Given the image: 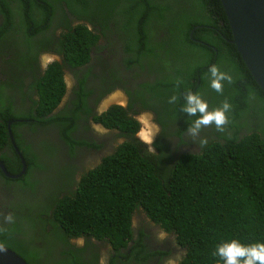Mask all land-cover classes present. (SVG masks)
<instances>
[{
  "label": "trees",
  "instance_id": "1",
  "mask_svg": "<svg viewBox=\"0 0 264 264\" xmlns=\"http://www.w3.org/2000/svg\"><path fill=\"white\" fill-rule=\"evenodd\" d=\"M55 1L0 0L2 69L5 72L4 65L10 58H20L16 43L23 46L21 58L30 60L23 68L29 70L37 95L27 113L14 112L10 99L0 107V160L10 174L22 169L7 137V121L13 119L9 128L25 165L21 179L9 178L0 169V183L7 188L5 194L0 192V245L28 264H43L41 247L36 249L26 241V248L21 249L16 239L22 233L34 240L31 233L39 230L46 245L50 246L48 235L53 233L61 243L59 254L71 256L59 263L54 257L56 262L50 264H97L98 247H106L108 264H116L130 259L131 251L127 254L123 248L132 250L128 245L132 218L143 214L175 234L176 243L184 249L175 264H224L213 255L222 242L238 239L246 245L264 243V92L229 42L231 33L220 1L115 0L97 7L88 1L77 5L75 0H59L66 1L71 12L87 19L93 29L77 23L58 36L40 35L44 46L33 45L36 35L48 29ZM96 26L102 28L98 34L104 36L103 44L97 43ZM113 34L123 39L120 47L108 40ZM90 48L103 52L94 60L99 69L107 70L117 63L122 70L112 81L105 80L97 94L120 87L129 96L126 107L114 104L96 114L92 106L96 100L89 98L92 91L85 88L83 79L78 80L79 90L71 108L56 107L64 92L63 69L72 71L85 64ZM44 51L59 59L48 62L40 71L38 58ZM213 65L233 76L232 84L224 83L223 94L208 88V70ZM145 67L150 78L142 81ZM118 78L125 81L124 88L115 83ZM178 79L182 81L179 86ZM40 85H46L41 93ZM189 90L200 94L210 111L221 107L225 99L231 111L223 132L214 125L202 130L197 138L199 153L181 154L165 141H170L168 131L172 128L180 137L198 118L181 110ZM172 96L178 98L174 104L169 103ZM132 103L139 110L130 113ZM148 108L157 115L154 120L160 128L151 144L153 151L135 136L139 127L133 116ZM86 116L116 129L123 141L97 165L86 167L85 160L81 162L85 172L75 189L59 197L55 187L43 203L32 202L36 205L24 210L13 189L17 182L24 185L22 188H30L33 182L26 180L28 174L38 186L35 173L43 164L29 141L32 135L21 127L51 126L67 147L87 146L98 151L102 143L76 139L71 133L75 121ZM18 118L30 120L18 122ZM167 132L168 137L164 136ZM201 138L208 143L201 146ZM72 147L68 152H74ZM8 214L12 222L5 221ZM45 226L50 229L45 231ZM136 236L137 252L145 255L140 244L142 235L138 232ZM67 237H82L83 245L76 246ZM154 253L163 255L162 251L151 250L145 256L135 255V259L147 258L144 264H152Z\"/></svg>",
  "mask_w": 264,
  "mask_h": 264
},
{
  "label": "rangeland",
  "instance_id": "2",
  "mask_svg": "<svg viewBox=\"0 0 264 264\" xmlns=\"http://www.w3.org/2000/svg\"><path fill=\"white\" fill-rule=\"evenodd\" d=\"M98 38H97V42H100V38L99 39ZM39 43H40V37H37L33 40V45L37 46L39 45ZM16 44H17L16 53L19 54L20 58H10L9 60H7L6 64L4 65L5 72L2 69V62L0 61V81H2V84L0 85V94L12 97L13 98L12 99L13 100V107H12L13 111L18 112V113H23V112H26L28 103L25 99V94H21L22 89L25 87V92L27 94H30V93L34 94V92L27 88L29 87L27 85L30 82L29 81V70L25 71L23 68V66L29 65L30 60L26 57L21 58L25 49L23 46L18 45V43ZM40 56L43 58L44 62L46 61V63L52 60L59 59V57L55 55L47 56V55L40 54ZM45 56L51 57L50 60H48L49 58H45ZM1 58L2 57L0 56V59ZM109 62H112V61H109ZM46 63H44L42 67H44ZM93 64H94V68L89 77L88 84L93 87V92L95 93L94 95H96L102 90L105 80L112 81L113 78L117 76L118 69L120 68L119 65L117 67L116 65L111 66L110 64H106L108 68L110 66L111 67L107 70H101L97 67V62L96 61L94 62V55H91L89 64L85 66H81L79 69L73 70V71H70V69H65V68L63 69L64 72H63L62 77H63L64 83L66 85V89L68 90V92L71 89H73L75 86V79H73L69 75V72L84 73V70L92 68ZM123 82L124 80L122 78H118L115 80L116 84H122ZM21 84H25V86H22L20 89H16ZM29 85L31 87L32 84H29ZM209 87H210V83L208 84V88ZM33 89L35 90L34 86H33ZM45 89H46V85L39 86L40 93ZM117 104L123 105V102L117 103ZM1 106L2 105H0V107ZM144 114L148 115L151 121L154 117H157L155 113L151 114V113H146V112L141 113L138 117L141 118L142 115ZM18 119L21 120L23 118H18ZM146 128L149 130L148 126ZM94 130L95 132L99 134V136H97V138L91 137V139L103 143L104 146L96 152H94L92 148H86V147H83V149L85 150L76 149L75 152L77 153V155L75 156L76 158H73L72 161H69L64 158V153L68 151L67 145L66 144L63 145L61 143L60 139L58 138L59 135L57 131H55L54 129L48 128L45 134L43 135V137H36L32 139L38 159L42 162L43 168L39 171H36V169H34V171H36L35 175H36V181H38V186L36 185V182L34 181L35 179L32 178L31 175L29 176L28 174L26 179L27 181L28 180L32 181L33 185L30 188L29 187L22 188L21 186H16L13 189V191L15 190L16 192H18V194L16 195V201L19 203V205L24 210H27L28 209L27 207L30 205L32 206L36 205L32 202L43 203L49 196V193L55 187L63 186L68 178V175L73 170V167H74L73 163H75L76 165H79L81 162H83L85 159H87L88 157L92 155V156L97 157L91 163L95 165L99 162V160L101 159L103 155L109 154V152L112 150L111 147L116 146V143H114L113 140L108 136V133L110 132V130H104L99 127H95ZM158 130H159V127L152 121V132H151L152 137H151V140L149 139L147 141L149 144L148 148L150 151H153L151 144L156 140L155 137L157 135ZM175 130L176 129L173 130V128L171 129L172 138H169L170 141H165L166 144H168L170 147L173 148V151H176L175 146L177 147V149L180 151L181 154L194 153V152L199 151V144L197 141L198 137L194 140L191 136L188 135V130L182 133L180 137H177L174 134ZM144 131H146V129H144ZM144 133L146 134L147 132H144ZM120 142L121 141H118V143ZM0 192L1 193L4 192V189L1 186H0ZM151 222L152 221H150L146 217L144 218V217L134 216L132 219V226L135 232L137 228H142L145 230V232L148 234L147 239L152 243L150 247L160 248L161 250L171 249L172 238L175 240L174 234L171 232H165V231H163L162 234H160L159 230L155 229V226ZM37 232H35L36 239L38 241H41L43 238V234L39 230H37ZM53 236H54L53 233H49L48 235V237H53ZM177 252L180 253V257H181L184 254V249L180 250L176 247H175V250L172 249L171 253L166 256V259L170 260V261L168 260L169 261L168 264H175ZM39 255L45 257L43 258L44 261L49 260L50 261L49 264H50L51 260H54L55 251H53L52 248L50 247L47 249L40 250ZM57 256H59V254ZM57 256L55 257V259L59 263L61 259H59V257ZM45 263H48V262H45Z\"/></svg>",
  "mask_w": 264,
  "mask_h": 264
},
{
  "label": "clouds",
  "instance_id": "3",
  "mask_svg": "<svg viewBox=\"0 0 264 264\" xmlns=\"http://www.w3.org/2000/svg\"><path fill=\"white\" fill-rule=\"evenodd\" d=\"M112 1H115V0H90V4L93 5V6H97V7H101V6H105L108 2V4ZM63 13V12H62ZM77 16V15H76ZM79 19L77 20L78 22L77 23H85L87 28L92 30L93 27L92 25L89 23V21L85 18H81L79 16H77ZM112 25H109V27H111ZM97 27L100 28V30L102 29L101 26H96L95 27V31L99 37V34H98V30H97ZM103 36V35H102ZM104 37V36H103ZM111 38V37H110ZM109 40V39H108ZM110 41V40H109ZM101 40L100 42H97L99 44H101ZM113 43V42H111ZM103 44V43H102ZM114 45H117L120 47V44H116V43H113ZM91 49V48H90ZM89 49V50H90ZM93 51L92 54H89V59L88 61L81 65V66H85L87 64H89V61H90V58H91V55H94V60H95V56H98L100 58V56H102V53H96L93 49H91ZM42 55H47V56H57L56 54H52V53H48L46 51L40 53ZM39 54V63H40V71H42L44 69L43 64L46 63V61L44 62L43 58L40 56ZM45 56V58H49L48 60H50L51 57H47ZM50 62V61H49ZM47 64V63H46ZM116 66L118 67V64L115 63ZM81 66H77V67H73V70H77L79 69ZM94 67L90 68L89 69H85L84 70V73H76V72H69V75L75 79V86L73 89H71L69 92L68 90L66 89V85L64 83V80H63V77H62V81H63V84H64V92L62 94V97L59 101V103L57 104L56 107H59L67 98H71L70 100V103H72V100L73 99H76L77 98V92L79 90V87H78V80H81L83 79L84 81V85H85V88L87 90H91L92 92L89 94V98H93L94 100H98L97 102V105H96V109L94 110L96 114H99L100 112H103L104 110H106L107 108H109L110 106L114 105V104H117V103H121L123 102V105L121 104H117V105H120L122 107H125V102H126V99H127V103H128V100H129V96L124 92V90L120 87H113L112 89H110L108 92H106L105 94H101V95H94L95 93L93 92V87L91 85L88 84V81H89V77L92 73V70H93ZM72 70V71H73ZM119 71L122 72L121 70V67L118 69ZM208 78L210 80V87L217 93H220V94H223V91H224V83L227 82L228 84H232L234 82L233 80V76L229 73V72H225V71H221L220 68L217 66V65H213L209 68L208 70ZM29 84L32 83V77L29 75ZM182 81H180L179 79L176 81V84L177 86H179V84L181 83ZM124 83L125 81L122 83V84H118V85H121L123 88H124ZM27 85L29 87H27L28 89H30L31 91L34 92V94L30 93V94H27L25 92V87L22 89V92L21 94H25V99L28 100L29 104L27 105V110L26 112L24 113H27L31 110L32 108V102L34 100H37V95H36V91L33 89V86L30 87V85ZM22 86H25V84H21L19 85L16 89H20ZM111 92V93H110ZM108 94V95H107ZM118 94L120 96V98H118L119 100L116 101L114 100V96ZM125 95V96H124ZM102 96V97H101ZM126 97V98H125ZM7 99H10L12 101V105L11 107H13V98L10 97V96H7V95H2L0 94V105H5L6 103V100ZM103 99V100H102ZM178 100V98L176 96H172L170 99H169V103H176ZM184 100H185V103L184 105L181 107V110L183 113H186L188 114L189 117H198L196 118L191 126L188 128V135L191 136L194 140L199 137L202 129L204 128H208V127H211V126H215L216 130L217 131H220V132H223L225 130V125L228 124L229 120H228V115L227 113L231 111V104L228 102L227 99H225L222 103V106L221 107H218V108H215L213 110H209V105L207 103V101H205L202 96L198 93H193L192 91H187L184 95ZM132 106H134V103L131 104ZM55 107V108H56ZM54 108V109H55ZM151 113L153 114V112L151 110H146V111H141L138 115L136 116H133L137 122H138V130L135 134V136L140 140L142 141L143 143H145L147 146L149 145L148 144V140L150 139L151 140V137L150 136L149 138H145L142 134L144 132H148V129H146V127L141 123V120H144L143 116H145V118L149 121V124L151 125V129H152V121L159 127L158 123L155 122V117L152 119V121L150 120L149 116L144 114L142 115L141 118H139L138 116L141 114V113ZM91 117V116H90ZM30 120V119H28ZM92 122L95 123V124H91V125H88L87 123H81L79 124V128L78 129H81L83 131H87V130H91V129H94L95 127H99V128H102L104 130H110V132L108 133V136L113 140L114 143H116V145L120 144L122 141H123V136H120V133H118V131L116 129H113V128H106L104 126H102L101 124H99L98 122H95L92 118H91ZM13 119L11 120H8V122H10L8 125H6V129H9L10 133H11V130L9 128L10 124L12 123ZM18 122H22V121H25V119H21V120H17ZM27 121V120H26ZM45 127V126H44ZM48 128H51V126H47ZM22 129L26 128V127H21ZM18 129V128H17ZM144 129H146V131H144ZM20 130V129H19ZM95 132V130H94ZM152 132V130H151ZM160 132V128L157 132V134ZM168 132H171V131H168ZM168 132L164 134V136L168 137ZM7 134H8V131H7ZM87 134V133H86ZM11 136H12V133H11ZM97 136H99V134L97 132H95V136H90V135H86L85 137H82L84 139H89L91 137H95L97 138ZM119 137V138H116V137ZM8 139H9V136H7ZM157 137V135H156ZM155 137V139H156ZM58 138H60V136H58ZM169 138H172V136H170ZM12 139H13V142H14V138L12 136ZM61 139V138H60ZM79 139V138H77ZM181 139V138H180ZM32 140V139H31ZM31 140H29L31 142ZM62 140V139H61ZM182 140V139H181ZM96 141V140H95ZM118 141H121L120 143H118ZM64 142V141H63ZM97 143L99 141H96ZM9 143L11 145V147L13 148V150L15 151L14 147L12 146L10 140H9ZM65 143V142H64ZM101 143V142H100ZM118 143V144H117ZM199 143L201 146H204L208 143L207 139L206 138H201L199 140ZM66 144V143H65ZM103 144V143H102ZM15 145V143H14ZM104 145V144H103ZM73 146V147H72ZM72 146H69L67 147V150L70 149V147H72V151H74L73 153V158H76L75 156L77 155V153L75 152L76 149H79L77 148L76 145H72ZM16 147V145H15ZM74 147H76V149H73ZM17 148V147H16ZM34 148V147H33ZM86 148H90V147H87ZM102 148V147H101ZM100 148V149H101ZM113 147H111V149H113ZM82 150H85L83 148H80ZM18 150V149H17ZM92 150L94 151H97L95 149L92 148ZM19 152V151H18ZM68 151H66L64 153V158L66 159V154H67ZM16 153V151H15ZM20 153V152H19ZM17 154V153H16ZM97 158V157H96ZM1 164L3 165L2 161L0 160ZM74 164V167H73V170L72 172L68 175V178L66 180V182L64 183L63 186L61 187H69V190L72 191L73 189H75L76 187V183L79 181L80 179V176L85 172V171H82V167L81 165H76L75 163ZM97 165V164H95ZM4 168V166H3ZM1 169V168H0ZM2 170V169H1ZM4 171L6 172L7 175H16L17 173H14V174H10L8 173L5 168H4ZM20 172V171H19ZM18 172V173H19ZM4 173V172H3ZM75 173V175H74ZM5 174V173H4ZM5 174V175H6ZM6 175V176H7ZM23 176V173L18 176L20 179L21 177ZM9 178H13V177H10V176H7ZM18 177H15V178H18ZM70 179H72L74 182H69ZM27 180V179H26ZM16 186H24L22 183L20 182H17L15 187ZM60 188V187H58ZM4 190H7V188H5ZM67 192V191H65ZM65 192H63L59 197H61L62 195L65 194ZM142 214V213H140ZM141 217H146L147 219H149L145 214H143ZM5 221L7 222H12L13 221V217L11 214H8L6 217H4ZM133 219V218H132ZM150 220V219H149ZM152 221V220H150ZM154 226H155V229H158L159 230V233L162 234L163 230L158 224H156L155 222H151ZM50 228H48V226H45L44 230L45 231H48ZM2 230V229H0ZM131 230H132V236H131V239L130 241L128 242V245L130 247H133L132 250H129V248H123L124 252H126L127 254H129V251H131V257L130 259H128L127 261H123L124 264H144L146 259L142 260V261H137L135 259V255H140L138 254V250H139V247H137V244H138V236H136V234L138 232L141 233L142 235V238L143 236L145 237V240H148L147 237H148V234L145 232L144 229L142 228H137L136 232L134 231V228L131 224ZM155 231V230H154ZM165 232H171V231H165ZM173 233V232H171ZM174 234V233H173ZM31 235H34V240L36 239V235L34 232L31 233ZM174 237H175V234H174ZM79 238H82V237H79ZM141 238L140 240V244L142 245L144 251H145V255L149 252V251H162L163 252V255L162 256H159L157 255L156 253L152 254L151 256V261H152V264L155 263V261H158L159 258L162 259V261H164V264H168L169 261L166 259V256L168 254L171 253V250H175V247L182 250L183 248L181 246H179L177 243H176V240H174L172 238V247L171 249L169 250H166V249H163L161 250L160 248H156V247H148L147 244H144L143 243V239ZM75 239V238H73ZM176 239V238H175ZM33 240V241H34ZM149 246H151L150 244H148ZM2 247V246H0ZM122 250V251H123ZM105 251V250H104ZM145 255H140V256H145ZM213 255L215 256H219V258L221 260H223L224 264H264V243H260V242H256V243H252V244H243L241 243L238 239H232L230 241H225V242H222L221 244H219L216 248V251L213 253ZM180 256V253L177 252V256L176 258H178ZM171 258V257H170ZM102 262V258H101V261L100 263Z\"/></svg>",
  "mask_w": 264,
  "mask_h": 264
},
{
  "label": "water",
  "instance_id": "4",
  "mask_svg": "<svg viewBox=\"0 0 264 264\" xmlns=\"http://www.w3.org/2000/svg\"><path fill=\"white\" fill-rule=\"evenodd\" d=\"M227 20L231 44L235 49L252 79L264 92V0H219ZM10 122L7 123V125ZM9 140L22 164L16 175H7L0 162L2 171L10 177H18L24 171V162L14 145L9 129ZM2 246V245H0ZM0 264H28L12 250L0 247Z\"/></svg>",
  "mask_w": 264,
  "mask_h": 264
},
{
  "label": "flooded vegetation",
  "instance_id": "5",
  "mask_svg": "<svg viewBox=\"0 0 264 264\" xmlns=\"http://www.w3.org/2000/svg\"><path fill=\"white\" fill-rule=\"evenodd\" d=\"M78 19L79 18L73 12H71V10H69L66 6H65V8L63 10V13L59 12L58 10H55L52 13L51 17H50L48 29L45 30V31L39 32L36 35V37H40V39H41L40 35L51 36V37L58 36L59 32L66 31L68 28H70V27L74 26L75 24H77V22H78L77 20ZM116 26L119 27L120 25H116ZM97 30L100 31V28L97 27ZM112 31H114V30H112ZM99 38L102 41L101 44L106 41L105 38L101 34H99ZM109 40H110V42H113V43H116V44H120V45H122V43H123V39L120 38L117 34H113ZM40 43L42 44L41 46H44L42 40L40 41ZM92 53H93V51L90 49L89 50V54H92ZM102 55H103V52H102ZM38 68L40 69V63L38 65ZM148 78H150V75L146 74V67H145L143 69V71H142V81H145ZM118 98H120V97H116L115 100L118 101L119 100ZM99 99H97L96 101L94 100L95 102H94V104H92L93 110L96 109V105H97V102H98ZM70 100H71V98H67L59 107L70 109L71 108ZM26 101L29 104L28 100H26ZM126 106H127V99H126V102H125V107ZM134 110H139V106L132 107V109H130L129 112L133 113ZM147 110H151V109L148 108ZM143 118H144V120H141L142 124L145 125V123H146L150 127L149 129H151V125L149 124V121L145 118V116ZM81 123H87L88 125L95 124V123L92 122L90 116H88V117L87 116L86 117H80L79 119H77L75 121V128L71 132L72 135L76 139L77 138L80 139L82 137H85L87 134L90 135V136H93V135L95 136L94 129H91V130L89 129L87 131H83L81 129H78L79 128V124H81ZM22 127H26L27 132L30 135H32V139L36 138V137H43V135L45 134V132L48 129L47 126H45V127L36 126L33 129L29 128L27 125H23ZM60 141H61V143L63 145L65 144L61 139H60ZM31 142H32V140H31ZM32 144H33V142H32ZM33 147H34V144H33ZM83 147H86V146H79L77 148L80 149V148H83ZM73 149H76V147H74ZM94 152H96V151H94ZM73 154H74L73 152L72 153L67 152L66 159L69 160V161H72L73 160ZM95 159H96V157L92 156V155L90 157H88L87 159H85V166L88 167ZM74 175H75V173H74ZM69 182H74V181L72 179H70ZM1 183H0V186L3 189H5L6 187L4 186V184L3 183L1 184ZM65 191H70L69 187H60V188H58V195L59 194L61 195ZM3 194H5V191L3 192ZM50 212L51 211H49V213ZM46 217H47V215H46ZM26 229L27 228L24 227L23 231H26ZM27 238H28V236L27 235L25 236L22 233L16 236V239L19 240V242L21 243V249H23L24 246L26 245V241H29L31 243V245L33 247H35L36 249H38L39 247H41L42 249H47V248L51 247L52 250L55 251V257L61 252V249H60L61 243L59 242V240L55 236L50 238V240H49V245L50 246L46 245L42 240L38 241L37 239H35L33 241L31 239V237H30L29 240ZM67 238L69 239V242L75 244L76 246H82L83 245V238H75V239L70 238V237H67ZM142 239H143V243L147 244V246L150 248V246L148 244L152 245V243L149 240H145L144 236H143ZM93 242H95V241H93ZM25 248H26V246H25ZM98 249H99V251H98V256H97V259H96V263L97 264H108V256L106 254V251H104L106 249V247H98ZM112 255H113V253H112ZM57 257H59V259H61V260L62 259H71V256L68 255L67 253H61ZM101 258H102V262L100 263ZM87 259H88V257H87ZM42 261H43V264L45 262H48V263L50 262L49 260H46V261L42 260ZM54 262H56V261L55 260H51V263H54ZM115 263L116 264H124V262L121 261V260L116 261ZM154 264H164V261H162V259L159 258V260L155 261Z\"/></svg>",
  "mask_w": 264,
  "mask_h": 264
},
{
  "label": "crops",
  "instance_id": "6",
  "mask_svg": "<svg viewBox=\"0 0 264 264\" xmlns=\"http://www.w3.org/2000/svg\"><path fill=\"white\" fill-rule=\"evenodd\" d=\"M76 2H77V5L78 4H82L83 3V1L84 2H90V0H75ZM53 5H54V11L55 10H58L59 12H63V10H64V8H65V6L70 10V8H69V5L67 4V2L66 1H64V2H61V1H59V0H57V1H55L54 3H53ZM53 11V12H54Z\"/></svg>",
  "mask_w": 264,
  "mask_h": 264
},
{
  "label": "bare ground",
  "instance_id": "7",
  "mask_svg": "<svg viewBox=\"0 0 264 264\" xmlns=\"http://www.w3.org/2000/svg\"><path fill=\"white\" fill-rule=\"evenodd\" d=\"M116 97H120L118 94H116L115 96H114V100H115V98ZM144 117V116H143ZM144 125V124H143ZM145 127H147L148 125L145 123V125H144ZM149 127V126H148ZM150 128V127H149ZM147 129V128H146ZM151 130L152 129H149L148 130V132L145 134V133H143L142 135L145 137V138H149L150 136H151Z\"/></svg>",
  "mask_w": 264,
  "mask_h": 264
}]
</instances>
